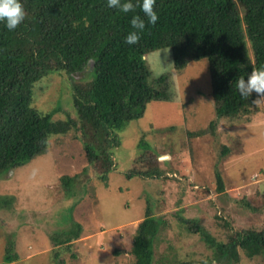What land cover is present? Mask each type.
<instances>
[{"label":"trees","instance_id":"obj_1","mask_svg":"<svg viewBox=\"0 0 264 264\" xmlns=\"http://www.w3.org/2000/svg\"><path fill=\"white\" fill-rule=\"evenodd\" d=\"M22 4L25 19L14 30L0 22V178L47 152L53 139L73 131L92 174L106 183L116 167L120 133L132 120L144 116L149 102L173 98L170 75L153 78L145 58L163 47L172 49L176 69L192 60L208 61L215 118L208 129L195 134L213 130L220 119L243 122L260 111L257 95L242 98L236 80L264 66V0H156L154 25L147 23L138 6L124 13L107 7V0H22ZM133 15L145 20V29L136 44L128 45L124 37L133 30ZM57 73L69 78L75 118L53 119L59 106L45 111L33 101L35 84ZM139 146L144 150L135 159L140 166L131 168L126 176L165 174L161 164L167 166L169 161L158 162V156L151 154L144 159L145 150L151 151L152 146L144 140ZM222 146L224 160L232 149ZM79 176L62 177L66 196ZM215 176L218 191H223L218 162ZM10 204V198H0V208ZM243 206L254 210L248 201ZM180 220L200 234L219 263L238 262L240 250L249 257L264 255V226L241 227L219 240L197 219L180 216ZM162 223L147 206L130 250L135 264H154L155 240ZM81 230V223L72 221L68 227L50 232L54 247L50 264H65L58 248L69 250ZM18 257L10 243L0 264H10ZM178 264L208 262L192 258Z\"/></svg>","mask_w":264,"mask_h":264},{"label":"rangeland","instance_id":"obj_2","mask_svg":"<svg viewBox=\"0 0 264 264\" xmlns=\"http://www.w3.org/2000/svg\"><path fill=\"white\" fill-rule=\"evenodd\" d=\"M145 58L153 78L170 75L173 98L149 102L144 116L120 133L116 167L106 183L92 174L73 131L53 139L47 152L0 178V198L11 199L9 206L0 208V263L13 243L19 257L10 264H50L54 248L50 232L74 221L82 225L80 237L69 250L58 248L65 264H135L130 250L147 206L164 223L155 240L154 264L192 258L231 264L214 260L213 250L180 216L197 219L219 240L241 227L264 226V100L258 101L260 111L250 120L220 119L213 130L195 134L208 129L215 118L208 61L192 60L176 69L170 47L151 51ZM69 85V78L60 73L39 81L35 105L45 111L59 106L53 119L75 118ZM141 140L152 146L144 159L151 154L158 156V162L169 161L167 166L161 164L165 174L126 176L140 166L135 159L144 152ZM224 144L232 152L223 160ZM216 162L223 191L217 189ZM77 174L76 185L66 196L61 179ZM245 201L254 210L244 207ZM232 264H264V255L249 257L240 250V260Z\"/></svg>","mask_w":264,"mask_h":264},{"label":"clouds","instance_id":"obj_3","mask_svg":"<svg viewBox=\"0 0 264 264\" xmlns=\"http://www.w3.org/2000/svg\"><path fill=\"white\" fill-rule=\"evenodd\" d=\"M156 0H107V7L119 9L124 13L133 11L139 7L147 18V23L154 25L158 19L157 11L154 10ZM25 9L22 0H0V22L9 31L25 19ZM132 31L124 37V43L134 45L138 42L141 32L145 29V20L139 15H133L130 20ZM236 90L242 98L248 99L253 93L258 97L255 101L264 100V66L249 72L246 77L236 80ZM254 101V102H255Z\"/></svg>","mask_w":264,"mask_h":264}]
</instances>
